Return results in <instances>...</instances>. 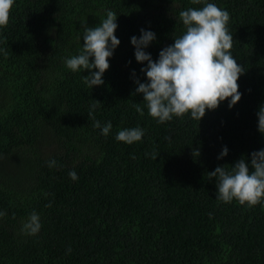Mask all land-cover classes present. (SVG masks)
<instances>
[{
    "label": "trees",
    "instance_id": "16d2710c",
    "mask_svg": "<svg viewBox=\"0 0 264 264\" xmlns=\"http://www.w3.org/2000/svg\"><path fill=\"white\" fill-rule=\"evenodd\" d=\"M206 3L229 13L241 99L200 122L189 112L160 123L135 93L147 62L131 38L155 33L145 51L157 61L186 32L179 12ZM109 10L120 44L91 89L88 70L65 61L83 50L81 22L94 28ZM261 106L264 0H14L0 27V264H264V200L225 203L208 175L264 149ZM95 121L111 122L108 136ZM136 127L140 141L115 139ZM33 212L42 227L28 235Z\"/></svg>",
    "mask_w": 264,
    "mask_h": 264
},
{
    "label": "clouds",
    "instance_id": "9594fccd",
    "mask_svg": "<svg viewBox=\"0 0 264 264\" xmlns=\"http://www.w3.org/2000/svg\"><path fill=\"white\" fill-rule=\"evenodd\" d=\"M200 2L192 0L193 4ZM13 4L14 0H0V27L7 26ZM179 19L186 32L175 38L172 45L162 49L157 61H153L151 54L145 51L156 40L155 33L141 29L139 38H131L136 61L141 64L147 62L141 71L146 74L148 82L141 83L135 79V93L143 94L149 114L160 123L189 112L192 119L200 122L206 110H215L226 100L231 109L242 95L238 80L245 69L231 55L233 36L227 27L229 13L214 3H206L199 9L180 11ZM116 21L117 15L111 10L94 28L87 27L86 19L82 21L83 50L65 61L73 72L88 70L89 75L84 76V83L91 89L104 84L102 77L110 67L109 58L120 44L115 35L118 27ZM132 75L135 77V72ZM95 107L93 105V109ZM136 111L143 115L139 104L136 105ZM91 117L89 112L88 118ZM257 117L258 131L264 134V106L260 107ZM93 127L101 129V134L108 136L112 124L108 122L102 126L99 121H95ZM143 136V129L136 127L120 130L115 139L132 144ZM227 155L228 148L225 146L218 159ZM56 163L51 160L48 166L55 167ZM208 175L209 180L216 178L218 181L217 199L225 203L235 199L240 205L247 204L249 207L260 204L264 200V149L252 152L250 162L248 158L242 157L232 165L230 171L224 166H217ZM69 177L78 179L74 170L69 172ZM6 214L0 212V218ZM41 227L39 215L33 212L23 225V230L28 235H36Z\"/></svg>",
    "mask_w": 264,
    "mask_h": 264
}]
</instances>
